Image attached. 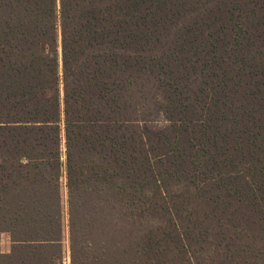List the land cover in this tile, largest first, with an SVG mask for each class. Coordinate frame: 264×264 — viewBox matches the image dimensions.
Wrapping results in <instances>:
<instances>
[{
  "label": "trees",
  "instance_id": "obj_1",
  "mask_svg": "<svg viewBox=\"0 0 264 264\" xmlns=\"http://www.w3.org/2000/svg\"><path fill=\"white\" fill-rule=\"evenodd\" d=\"M264 264V0H0V264Z\"/></svg>",
  "mask_w": 264,
  "mask_h": 264
},
{
  "label": "rangeland",
  "instance_id": "obj_2",
  "mask_svg": "<svg viewBox=\"0 0 264 264\" xmlns=\"http://www.w3.org/2000/svg\"><path fill=\"white\" fill-rule=\"evenodd\" d=\"M63 249V264H70V250H69V241H68V232L65 229L64 238L62 241ZM11 251V242L8 235L4 234L0 238V252L2 254H8Z\"/></svg>",
  "mask_w": 264,
  "mask_h": 264
}]
</instances>
